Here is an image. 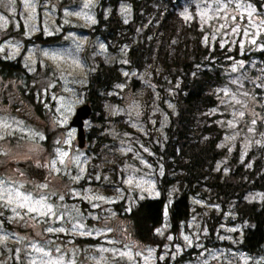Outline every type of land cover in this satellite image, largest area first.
Segmentation results:
<instances>
[{
    "label": "rangeland",
    "instance_id": "1",
    "mask_svg": "<svg viewBox=\"0 0 264 264\" xmlns=\"http://www.w3.org/2000/svg\"><path fill=\"white\" fill-rule=\"evenodd\" d=\"M99 1L0 0V61L20 58L24 68L5 75L0 66V87L14 80L15 94L25 102L0 107V264H264V254L241 248L250 222L235 201L221 202L207 187L190 197L191 216L174 231L169 209L180 188L171 185L158 243L134 240L123 216L140 200L162 194L166 168L156 148L166 146L179 83L162 73L156 59L141 71L126 67L132 42L112 50L91 30ZM261 2L184 0L178 10L184 21L199 25L205 44L239 52L217 88L221 103L206 113L224 131L220 147L238 150L241 163L264 146V61L254 55L264 51ZM103 13L106 18L109 9ZM132 13L130 1H120L116 15L123 24ZM145 25L135 27L132 41ZM38 35L55 40L25 42ZM114 61L123 64L124 81L108 93L114 98L103 104L104 122L84 120L86 133L96 129L79 147L70 122L87 102L91 74ZM17 160L45 168L47 179L26 176ZM219 171L229 174L228 159L216 164ZM263 197L252 190L246 200Z\"/></svg>",
    "mask_w": 264,
    "mask_h": 264
},
{
    "label": "trees",
    "instance_id": "2",
    "mask_svg": "<svg viewBox=\"0 0 264 264\" xmlns=\"http://www.w3.org/2000/svg\"><path fill=\"white\" fill-rule=\"evenodd\" d=\"M120 1L100 0L96 12L97 23L91 30L107 40L112 50L123 43L132 42L127 52L128 69L141 71L147 63L156 59L162 73L179 83L175 96L177 113L172 115L167 128L166 146L164 149L156 148L158 154L163 156L166 168L160 181L162 194L157 198L140 200L123 216L131 227L134 240L141 245L158 243L157 230L165 221L169 189L177 183L180 192L169 209L174 231L179 230L181 223L191 216L190 197L207 187L219 201H235L238 214L250 222L241 248L253 255L264 254V197L261 202L246 200L249 191L264 193V153L254 157L258 151L264 152V146L251 150L245 162L241 163L238 150L230 153L226 147H220L224 131L206 113L221 103L222 96L217 88L225 83L224 69L231 63V57L237 58L239 52L205 44L199 25L184 21L178 12L184 0H129L133 13L131 21L126 24L116 15ZM254 1L261 7V0ZM105 9H109L106 18L103 13ZM151 13L155 14L154 20L145 25ZM138 25H145L144 32L134 42L132 36ZM54 40V37L43 39L38 35L25 42ZM254 55L264 61L263 50L256 51ZM0 66L5 75L23 74L20 58L14 62L0 61ZM122 66L115 61L112 65L102 62L90 76L87 101L92 109L90 117L95 122L106 120L103 104L114 98V95L108 94L113 86L124 81L120 71ZM97 113L101 116H96ZM205 118L211 123L202 121ZM94 129L92 127L86 133L89 140L94 136ZM221 159H228L230 163V172L226 176L222 171L215 172L216 164ZM251 159L253 162H250ZM246 164L250 166L246 167ZM85 242L94 243L92 240Z\"/></svg>",
    "mask_w": 264,
    "mask_h": 264
},
{
    "label": "water",
    "instance_id": "3",
    "mask_svg": "<svg viewBox=\"0 0 264 264\" xmlns=\"http://www.w3.org/2000/svg\"><path fill=\"white\" fill-rule=\"evenodd\" d=\"M92 113L89 102H86L82 106L76 109V112L70 122V126L76 127V140L79 147H82L86 141V132L84 128V120L89 118ZM14 165L23 172L26 176H35L38 180L47 179L48 171L45 168H41L35 165L31 160H17Z\"/></svg>",
    "mask_w": 264,
    "mask_h": 264
},
{
    "label": "flooded vegetation",
    "instance_id": "4",
    "mask_svg": "<svg viewBox=\"0 0 264 264\" xmlns=\"http://www.w3.org/2000/svg\"><path fill=\"white\" fill-rule=\"evenodd\" d=\"M15 82L14 80H10L8 81V86L6 89H3L4 87H0V107H3L5 105H9L10 107H13L14 104L17 102L19 105L23 104L24 105V101L19 100L16 94H15ZM12 86H13V90H12ZM8 89V90H7ZM86 139H87V135H86ZM49 172V171H48Z\"/></svg>",
    "mask_w": 264,
    "mask_h": 264
},
{
    "label": "bare ground",
    "instance_id": "5",
    "mask_svg": "<svg viewBox=\"0 0 264 264\" xmlns=\"http://www.w3.org/2000/svg\"><path fill=\"white\" fill-rule=\"evenodd\" d=\"M87 102H89V101H87Z\"/></svg>",
    "mask_w": 264,
    "mask_h": 264
}]
</instances>
